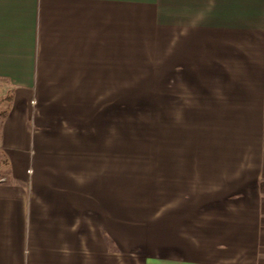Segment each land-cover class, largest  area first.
I'll return each mask as SVG.
<instances>
[{
	"label": "crops",
	"instance_id": "1",
	"mask_svg": "<svg viewBox=\"0 0 264 264\" xmlns=\"http://www.w3.org/2000/svg\"><path fill=\"white\" fill-rule=\"evenodd\" d=\"M0 264H264V0H0Z\"/></svg>",
	"mask_w": 264,
	"mask_h": 264
},
{
	"label": "rangeland",
	"instance_id": "2",
	"mask_svg": "<svg viewBox=\"0 0 264 264\" xmlns=\"http://www.w3.org/2000/svg\"><path fill=\"white\" fill-rule=\"evenodd\" d=\"M31 171V170H30ZM30 171H29V173H30Z\"/></svg>",
	"mask_w": 264,
	"mask_h": 264
}]
</instances>
